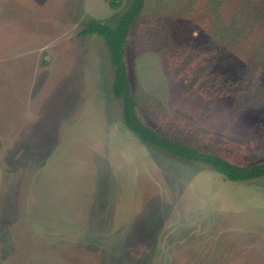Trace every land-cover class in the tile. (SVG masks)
Segmentation results:
<instances>
[{"label": "rangeland", "instance_id": "obj_1", "mask_svg": "<svg viewBox=\"0 0 264 264\" xmlns=\"http://www.w3.org/2000/svg\"><path fill=\"white\" fill-rule=\"evenodd\" d=\"M130 2L0 0V264H264V178L126 127L110 52L84 31ZM126 65L147 126L264 163V0H147Z\"/></svg>", "mask_w": 264, "mask_h": 264}, {"label": "trees", "instance_id": "obj_2", "mask_svg": "<svg viewBox=\"0 0 264 264\" xmlns=\"http://www.w3.org/2000/svg\"><path fill=\"white\" fill-rule=\"evenodd\" d=\"M146 1L131 0L123 13L104 22H94L92 28H86L84 31L86 34L92 33L101 36L110 52V58L115 68V78L112 84L113 94L123 102V121L126 127L145 143L178 158L210 166L227 180L240 182L264 178V163L253 165L233 163L223 156L199 151L192 146L180 144L164 137L141 120L136 110L137 105L128 77L126 46L132 26L144 11ZM109 5L113 10H118L122 6V0L118 2L109 0Z\"/></svg>", "mask_w": 264, "mask_h": 264}]
</instances>
